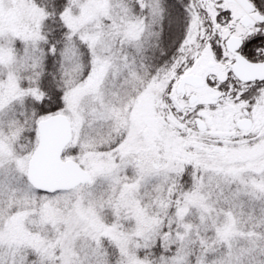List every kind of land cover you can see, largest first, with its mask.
Wrapping results in <instances>:
<instances>
[{"label":"snow or ice","instance_id":"snow-or-ice-1","mask_svg":"<svg viewBox=\"0 0 264 264\" xmlns=\"http://www.w3.org/2000/svg\"><path fill=\"white\" fill-rule=\"evenodd\" d=\"M0 264H264V0H0Z\"/></svg>","mask_w":264,"mask_h":264}]
</instances>
